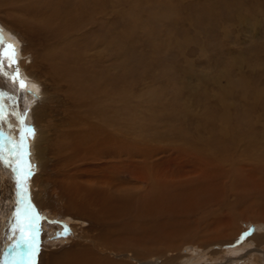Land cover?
<instances>
[{
  "label": "rangeland",
  "instance_id": "obj_1",
  "mask_svg": "<svg viewBox=\"0 0 264 264\" xmlns=\"http://www.w3.org/2000/svg\"><path fill=\"white\" fill-rule=\"evenodd\" d=\"M53 1L55 3V0ZM94 3L98 10L95 18L109 22L111 25V34L116 39L114 45H111L113 47L110 49L106 42L101 41L102 43L99 42L94 46L89 44V48L84 44L80 45V42L69 48L80 54V58L72 62L73 69L78 70L81 75L83 74V80L85 78L95 79L98 84L99 94L93 93L95 103L91 109L83 107L79 98L74 97V90H72L70 82L62 75L58 74V76L54 70L59 65L61 66L60 58L55 57L54 53L56 50L67 49L65 45L69 35L62 40L59 38V42H57L58 39H50L47 47L40 45L44 43L43 41H37L33 48L31 47L33 57L36 59L33 63L34 66H31L34 58L31 56L32 61L25 62L21 55V46L26 45L28 38L26 25L19 23L17 29L12 32L18 38V40L16 39L19 51L17 59L20 62L21 77L26 75L25 70L27 69L28 71L35 70V73L39 71L37 74L41 80V86L45 90V95L42 96L43 98L41 97V100L43 99L46 109L42 113L38 106L42 104L41 100L39 103L36 100L32 103L30 110H25L21 101L22 91L19 84L12 82V86L15 88L10 87L11 89L7 90L4 83H7L8 79L0 76V87L6 93L18 98L17 101L6 98L4 102L7 109L11 110L13 104H17L20 114L23 116L25 113L27 117L25 124L29 125L28 123H30V126L35 127L38 138L36 148L39 149V153L42 152L38 157L37 152H34L32 156L33 151L30 150L31 156L26 157L33 166L34 174L26 181L29 194L22 201L17 195L19 190L15 184L12 168L6 167L3 162H0V264H13L16 253L13 245L21 235V228L36 234V242L39 246L38 264H44L47 257L49 259L51 256L52 251H47L44 248L43 235L39 229V221L37 222L42 212H40L41 209L35 207L31 200V184L40 182L42 174L40 164L43 165L46 161L50 163L54 160L58 161V158L62 159L66 155L58 156L56 154L58 152L54 151L57 150L58 140H60L58 131L60 128L69 127L68 124L76 123L87 127V124L93 126L109 121V123H114L113 130H115L117 127L119 129L123 123L127 146L134 144L141 146L145 152L143 158L147 164H158L172 158H175L174 161H184L185 156L193 155L192 159L196 161L195 163L203 161V164L207 163L210 166L208 160L213 161L214 157L209 155L208 151L215 152L213 145L204 147L202 152H197L198 154H191L190 147L193 144L191 142L189 145L185 140L194 138L195 135L197 139L199 136L207 138L221 129L224 133L221 135L224 138L223 143L229 140L234 144V146L231 144L229 148L230 155L226 153V150H221V156H229L221 162V174L222 172L227 173L224 181L229 180L228 173L231 168L234 172L239 171L236 165L242 164L237 162L236 158L242 157L244 162L245 158L248 159L245 166L250 169H254L253 162H256L259 157L262 160L260 163L264 165V140L258 145L254 144L257 137L264 134V0H94ZM90 5L93 8L92 0ZM7 6H5L6 9L0 8V19L15 27V23L20 21H17L16 18H21L16 14H11V16L7 9L10 7L9 10L26 11L28 7L22 1L16 2L15 5L10 3ZM34 11L37 15H42L45 9L37 7ZM117 22H121L122 25L117 26ZM28 25L41 26L43 23L40 22V19L30 18L27 20ZM3 27L5 28L0 21V29ZM42 27L44 28L39 27L40 32L46 33L49 37V29H46L45 26ZM120 32H124L125 36L120 35ZM3 37L6 39L4 34ZM6 42L8 43L7 39ZM118 43L126 45L125 50L127 55H130V63L136 62L138 65L135 75L131 77L126 99L115 96L113 92L109 94V98L107 96L102 99L101 95L105 93L104 88L110 85V82H104L102 79L108 74L107 72L115 71L114 67L107 63L108 59L112 58L113 60L117 56L118 52H114L113 48L119 49ZM38 46L40 47L35 50ZM39 49L41 50L38 51ZM4 65L8 72H15V67H8L7 60L4 61ZM31 68L33 69L31 70ZM24 79L27 77L25 76ZM26 111L30 113L28 114ZM219 111H221V116L224 113L232 119L228 121L221 119L220 123L213 115L214 112ZM205 112H211L212 115L205 117ZM98 115L100 116L97 117ZM8 119L11 120L14 127L8 129L5 124V132L11 133L16 139H19V121L14 116H10ZM85 119L87 121H81ZM127 125L131 127L129 128ZM238 132H241L243 142L236 141L240 136ZM4 139L7 144V137ZM26 143L29 145L28 139ZM49 145L52 151L49 149ZM223 146L221 145V147ZM246 151V155L240 156ZM176 155L179 159H176ZM34 157L40 161L39 165L35 162ZM10 158L13 161L16 159L14 154H11ZM229 162L230 164H227ZM191 168L193 169L191 163L189 166H185L186 170L192 171ZM247 171L248 174H253L249 169ZM63 173L65 174V172ZM63 173L60 172V175ZM262 173L260 174L264 176V171ZM226 184L229 188L234 189L233 185ZM237 197L235 191H231L228 201L225 198L220 205L211 204L207 209L209 211L217 208L224 209L227 202L232 204L237 200ZM29 203L33 206L32 211L28 207ZM243 207V203L239 204L236 207V212L241 213ZM17 208H20L19 215L16 211ZM251 220L243 218L237 222L239 231L237 232L238 236H235L236 241L226 245H222L223 242L198 246L194 243H183L173 248L169 253L151 255L145 260L138 261L126 254L118 256L113 253L110 258L116 261L127 260V264H146L148 261L151 264H192L193 262L202 264L205 254L224 249L226 256L229 257L227 259H232L227 261L226 258H223L225 256L215 255L216 262L264 264V243L258 244L255 239L252 244L247 242L248 238L255 233L264 234V223L263 221L254 223ZM14 226L15 231H13ZM245 233H247L246 237L243 235ZM252 247L257 250L250 252ZM248 252L249 254H247ZM57 253L58 251H55L52 255ZM168 256L171 257V261L168 260ZM156 258L158 261L153 263L152 260Z\"/></svg>",
  "mask_w": 264,
  "mask_h": 264
},
{
  "label": "bare ground",
  "instance_id": "obj_2",
  "mask_svg": "<svg viewBox=\"0 0 264 264\" xmlns=\"http://www.w3.org/2000/svg\"><path fill=\"white\" fill-rule=\"evenodd\" d=\"M21 1L27 5L28 10H9L10 7L7 9L10 15L19 16L21 19L16 18V20H22L21 22L15 23L14 27L0 19L1 24L7 28L3 27L2 30L8 44L15 46L18 56L19 51L16 43L18 38L12 32L17 29L19 23L26 25L27 43L26 47L21 46V55L26 62L33 57L31 47L33 48L37 41H43L44 43L40 45L47 47L50 39H58L57 42H59V38L62 40L69 35L65 45L68 50L61 48L63 51L56 50L54 53L55 57L61 60H59L61 66L59 65L54 70L57 75H62L70 82L72 90H74V97L79 98L83 107L93 108L95 103L93 93L99 94L98 84L95 79L85 78L83 80V74L81 75L78 70L73 69L72 62L79 59L80 54L69 48L77 42L89 48L90 45L94 46L104 41L111 49L113 47L111 45H114L116 39L111 34L110 23L95 18L98 10L94 0H92L93 8L90 5L91 0H55V3L53 0H0V8L6 9L5 6L10 3L15 5L16 2ZM29 6L33 8L30 9ZM37 7L44 8L45 12L42 15H37L34 11ZM30 18L40 19L43 25L27 26V20ZM116 25L120 26L122 23L117 22ZM42 26L49 29L51 34L49 37L46 33L40 32L39 27L43 29ZM119 34L125 36L124 32ZM118 45L119 49L113 48L114 52H118L117 56L113 60L112 58L108 59L107 63L114 67L115 71L107 72L108 74L102 79L104 82H110V85L104 88L105 93L101 95L102 99L107 96L109 98V94L112 92L115 96L126 99L131 77L135 75L138 65L136 62L130 63V55L128 56L125 50L126 45L123 43H118ZM39 47H36L35 50ZM43 56L46 57V55ZM34 60L36 59L31 60V66H34ZM100 66L102 67V65ZM25 72L27 79H24L25 76L22 78L27 83V89L22 92L21 101L24 109L28 110L34 101L37 100L39 103L41 97L45 95V90H43L37 74L39 71L35 73V70L28 71L27 69ZM8 82L9 84H7ZM7 83H4L7 90L14 87L11 80H8ZM32 93H36V95L34 96ZM254 95L258 96L256 93ZM41 103L38 106L42 112L46 107L43 105V99ZM23 114L25 115V113ZM204 114L205 117L212 115L211 112ZM213 115L220 123L221 119L224 121L232 119L224 113L221 116V111L214 112ZM86 119L81 121H87ZM71 124H68L69 127H65L66 129L60 128L58 131L60 140H58L57 150L54 152H58L56 153L58 156L66 154L62 159L58 158V161L54 160L51 163L46 161L41 165L40 161L34 157L37 165L40 164L42 174L39 183L31 184L30 194L32 196L30 197L35 207L41 209L40 212H42L37 222L39 221V229L43 235L44 248L47 251H52L50 258L47 257L44 264H127V260L116 261L110 258L111 253L118 256L126 254L130 258L140 261L151 255L169 253L173 248L183 243H194L198 246L223 242L222 245H226L236 241L235 236H238L237 232L239 231L237 222L241 219L247 218L252 219L251 221L254 223L262 221L264 223V176L261 175L264 165L260 163L261 157L253 162L255 170L245 166L248 159L245 158L244 162L242 157L236 158L237 162L242 164L236 165L239 171L234 172L231 168L228 173L229 180L224 181L227 173L222 172L221 174V162L229 156H221V150H226V153L230 155L229 148L231 144L232 146L234 144L229 140L223 143L224 138L221 135L224 133L221 129L207 138L199 136L197 139L195 135L194 138L185 140L189 145L191 142L195 145L190 147L191 154H198L197 152H202L204 147L213 145L215 152L208 151L209 155L214 157L213 161L208 160L210 166L207 163L203 164V161L195 163L196 161L192 159L193 155L185 156L184 161H174L175 158H172L163 162L158 161V164H147L143 158L145 152L141 146L138 144L127 146L123 123L121 126L119 125V129L117 127L115 130H113L114 123H109V121L93 126L87 124V127L76 123ZM238 135L240 136L236 141L243 142L241 132H238ZM262 140H264V134L257 137L254 144L258 145ZM28 141L30 150L33 151L32 156L34 152H37L36 155L39 157L42 152L39 153V149L36 148L38 142L36 131L35 138L29 137ZM221 145L224 146L221 147ZM49 149H52L50 145ZM246 153L247 151L241 153L240 156L246 155ZM176 156V159H179L178 155ZM189 163L193 166L192 171L185 169ZM178 167L181 169L178 170ZM247 169L253 174H248ZM60 172H65V174L60 175ZM31 182L33 183L32 179ZM226 183L233 185L234 189L229 188ZM231 191H235L238 195L234 203L227 202L224 209L217 208L211 211L207 209L211 204L220 205L225 198L228 201ZM27 194L29 193L27 192ZM242 203L244 209L240 211L241 213L236 212V207ZM34 219L36 220V218ZM254 239L258 241V244H263L264 234L255 233L248 238L247 242L252 244ZM255 250L257 248H250V252ZM55 251L58 253L52 255ZM215 255L225 256L223 258H226L227 261L232 259H227L229 257L226 256L224 249L216 250L213 253L211 251L209 254H205L202 264H223L216 262ZM156 260L158 261V258L153 259L152 262L155 263ZM168 260L171 261L170 256H168ZM146 264L151 263L148 261ZM192 264L198 263L193 262Z\"/></svg>",
  "mask_w": 264,
  "mask_h": 264
},
{
  "label": "snow or ice",
  "instance_id": "obj_3",
  "mask_svg": "<svg viewBox=\"0 0 264 264\" xmlns=\"http://www.w3.org/2000/svg\"><path fill=\"white\" fill-rule=\"evenodd\" d=\"M8 61V67H15V72L10 73L7 71L4 65V61ZM19 60L17 59V52L15 46L8 44L3 37V30L0 29V76L5 79L11 80L13 83H18L20 90L23 92L27 89V83L21 77V71L19 67ZM36 95V93H32ZM11 99L17 101L18 98L6 93L2 87H0V162L6 167H11L14 173V179L18 188V195L21 201L27 195L26 181L34 174L33 166L26 157H30V147L26 143L29 137L35 138V127L25 124L26 115H21L17 110V104H13L11 110L7 109L5 99ZM38 98V97H37ZM14 116L19 121L20 137L16 139L11 133H6L4 130L5 124L8 129H12L14 126L8 117ZM5 137H7V144L5 143ZM10 150V152H9ZM14 154L16 159L13 161L10 156ZM29 209L33 206L29 203ZM17 214L20 213V208H17ZM15 231V226L13 228ZM21 235L15 242L13 247L16 249L13 264H38L39 246L36 242V234L26 231L25 228H21ZM245 237L247 233L243 234Z\"/></svg>",
  "mask_w": 264,
  "mask_h": 264
}]
</instances>
